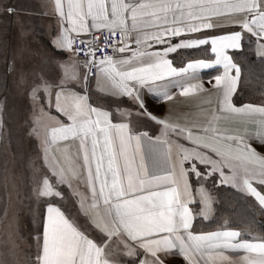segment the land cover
Segmentation results:
<instances>
[{"label": "snow or ice", "instance_id": "snow-or-ice-1", "mask_svg": "<svg viewBox=\"0 0 264 264\" xmlns=\"http://www.w3.org/2000/svg\"><path fill=\"white\" fill-rule=\"evenodd\" d=\"M52 10L60 71L28 87L44 169L29 264H264V235L194 227L213 215L209 181L264 212V104L234 99L246 34L264 59V0H52ZM201 46L206 58H169ZM202 70L216 72L210 90ZM93 82L107 106L92 102ZM205 92L195 118L157 115L145 99Z\"/></svg>", "mask_w": 264, "mask_h": 264}, {"label": "crops", "instance_id": "crops-1", "mask_svg": "<svg viewBox=\"0 0 264 264\" xmlns=\"http://www.w3.org/2000/svg\"><path fill=\"white\" fill-rule=\"evenodd\" d=\"M7 8H12L13 11L8 12ZM57 30L58 18L52 10V0H0V121H33V102L28 95V87L31 81L40 74L49 78H55L58 75L60 70L56 64L57 58L50 43L52 36L55 35ZM250 40L251 43L249 42ZM243 43L244 48L241 54L250 50L257 58H260L255 54L254 37L246 34ZM178 53L170 54L169 56L170 59H173L174 66L177 67L183 66V63H186L188 59L206 58L209 54L204 50V46H201L200 49H181L178 50ZM239 54L234 55L235 62V58ZM64 58L66 59L67 57ZM9 66L11 71H9ZM220 70L222 71V69ZM215 74L216 72L212 70H202L200 79L204 82L206 89L210 90L212 88V84L208 83L209 75L214 76ZM240 82L241 75L237 83V92L234 94V99L239 91ZM208 95V92L199 96L183 97L177 95L170 102L162 100L157 102L150 95H146L145 99L149 109L157 115H161L171 109L174 115L188 114L195 118L201 106V100ZM91 100L95 105L107 106L110 103L103 93L95 90L94 82ZM245 103L264 104V100ZM204 107L207 106L204 105ZM53 113L55 114L54 109ZM12 115H15V117ZM134 123L136 122L134 121ZM6 132V128H2L0 136L7 135ZM253 146L258 147L256 144ZM227 186L231 187L230 185ZM206 187L213 197V215L207 220L210 221L215 213L216 199L210 186L207 184ZM247 197L254 200L253 197ZM43 211L44 205L41 207V213ZM15 216H17V208H14L12 228L15 231L14 233H22L23 228L21 225L16 228L17 224H14ZM198 219L202 218L197 217L194 220L196 230L213 231L217 229L198 228L196 225ZM33 243L35 244V242ZM34 244L33 247H35ZM229 255L236 256L242 255V253H229ZM165 264H185V262L179 255H169L165 258Z\"/></svg>", "mask_w": 264, "mask_h": 264}, {"label": "rangeland", "instance_id": "rangeland-1", "mask_svg": "<svg viewBox=\"0 0 264 264\" xmlns=\"http://www.w3.org/2000/svg\"><path fill=\"white\" fill-rule=\"evenodd\" d=\"M32 125L33 121L29 120L0 121V132L4 127L7 130V135L0 136V264H29L30 257L36 251L33 247L34 221L41 214L43 202L38 201L33 189L39 180L36 169L39 168L41 172L44 169L39 141L32 134ZM208 185L214 196L220 187L227 186L213 187L211 181ZM243 196L249 201L246 208L251 205L250 209L260 215L258 204L252 198ZM14 208H17L14 224H17L16 228L21 225L22 233H14L12 228ZM261 222L264 223V218Z\"/></svg>", "mask_w": 264, "mask_h": 264}, {"label": "trees", "instance_id": "trees-1", "mask_svg": "<svg viewBox=\"0 0 264 264\" xmlns=\"http://www.w3.org/2000/svg\"><path fill=\"white\" fill-rule=\"evenodd\" d=\"M235 59L241 68L240 88L235 100L260 101L261 97L264 98V59L257 58L250 50L240 53ZM218 191L214 192L216 202L213 218L210 221L198 219L196 222L198 228L216 229L227 221L228 226L250 229L254 235H264V223L261 222L264 212L258 215L257 212L251 210V205L247 209L249 201L242 193L231 187H220Z\"/></svg>", "mask_w": 264, "mask_h": 264}, {"label": "built area", "instance_id": "built-area-1", "mask_svg": "<svg viewBox=\"0 0 264 264\" xmlns=\"http://www.w3.org/2000/svg\"><path fill=\"white\" fill-rule=\"evenodd\" d=\"M117 38H118V37H117ZM97 55H99V53H97ZM80 58H83V53H81Z\"/></svg>", "mask_w": 264, "mask_h": 264}]
</instances>
